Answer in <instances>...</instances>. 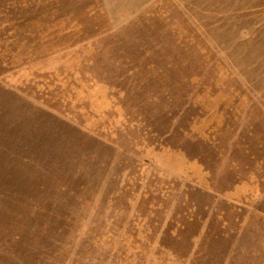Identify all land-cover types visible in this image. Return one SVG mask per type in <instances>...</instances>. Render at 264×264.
<instances>
[{
    "label": "rangeland",
    "instance_id": "obj_1",
    "mask_svg": "<svg viewBox=\"0 0 264 264\" xmlns=\"http://www.w3.org/2000/svg\"><path fill=\"white\" fill-rule=\"evenodd\" d=\"M0 264H264V0H0Z\"/></svg>",
    "mask_w": 264,
    "mask_h": 264
}]
</instances>
